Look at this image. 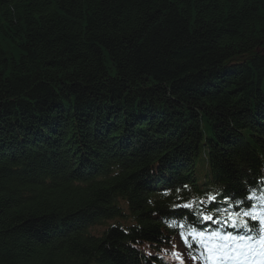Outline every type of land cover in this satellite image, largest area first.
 <instances>
[{"label": "trees", "instance_id": "16d2710c", "mask_svg": "<svg viewBox=\"0 0 264 264\" xmlns=\"http://www.w3.org/2000/svg\"><path fill=\"white\" fill-rule=\"evenodd\" d=\"M179 246L264 264V0H0V264Z\"/></svg>", "mask_w": 264, "mask_h": 264}, {"label": "bare ground", "instance_id": "6f19581e", "mask_svg": "<svg viewBox=\"0 0 264 264\" xmlns=\"http://www.w3.org/2000/svg\"><path fill=\"white\" fill-rule=\"evenodd\" d=\"M249 233L251 235L255 234L257 229L255 227H252L251 229H249ZM250 234H247V233H244L243 236H251ZM217 243L220 245L221 249H226L228 247V241L227 240H224V239H221V240H218ZM226 247V248H225ZM233 249H226L223 251V253H220V254H216L214 255L213 257H211L209 260H214V258H220L223 254H225V257L227 260H231V257L233 256ZM195 257V256H194ZM195 259H197V257H195Z\"/></svg>", "mask_w": 264, "mask_h": 264}, {"label": "rangeland", "instance_id": "374dc122", "mask_svg": "<svg viewBox=\"0 0 264 264\" xmlns=\"http://www.w3.org/2000/svg\"><path fill=\"white\" fill-rule=\"evenodd\" d=\"M179 253L182 255L184 264H197L194 260H192L189 256L185 254V251L183 248L179 249Z\"/></svg>", "mask_w": 264, "mask_h": 264}, {"label": "snow or ice", "instance_id": "6c2138e0", "mask_svg": "<svg viewBox=\"0 0 264 264\" xmlns=\"http://www.w3.org/2000/svg\"><path fill=\"white\" fill-rule=\"evenodd\" d=\"M213 199H214V198H213ZM186 206H187V205H186ZM203 219H204V220H211L212 217H210V216H204ZM181 238L184 239V235H183V233H181Z\"/></svg>", "mask_w": 264, "mask_h": 264}]
</instances>
